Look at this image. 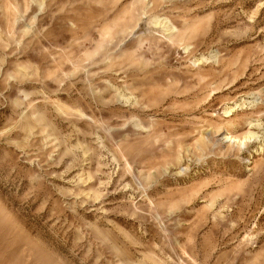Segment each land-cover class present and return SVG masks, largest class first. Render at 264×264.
Returning <instances> with one entry per match:
<instances>
[{
    "label": "rangeland",
    "instance_id": "374dc122",
    "mask_svg": "<svg viewBox=\"0 0 264 264\" xmlns=\"http://www.w3.org/2000/svg\"><path fill=\"white\" fill-rule=\"evenodd\" d=\"M0 264H264V0H0Z\"/></svg>",
    "mask_w": 264,
    "mask_h": 264
},
{
    "label": "bare ground",
    "instance_id": "6f19581e",
    "mask_svg": "<svg viewBox=\"0 0 264 264\" xmlns=\"http://www.w3.org/2000/svg\"><path fill=\"white\" fill-rule=\"evenodd\" d=\"M158 22H159V21H158ZM163 23H164V21H160L159 24H163ZM166 25H167V24H166ZM167 28H168V31H172V30H173V27L170 26V25H168ZM256 136H257V135L250 133V134L246 137V140L251 141V140L255 139Z\"/></svg>",
    "mask_w": 264,
    "mask_h": 264
}]
</instances>
